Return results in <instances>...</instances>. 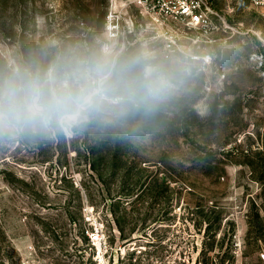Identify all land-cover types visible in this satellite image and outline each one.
I'll return each instance as SVG.
<instances>
[{
	"label": "rangeland",
	"instance_id": "1",
	"mask_svg": "<svg viewBox=\"0 0 264 264\" xmlns=\"http://www.w3.org/2000/svg\"><path fill=\"white\" fill-rule=\"evenodd\" d=\"M129 2L0 0V61L99 35L201 58L191 90L134 136L0 148V264H264V6L210 0L230 28L198 40Z\"/></svg>",
	"mask_w": 264,
	"mask_h": 264
},
{
	"label": "clouds",
	"instance_id": "2",
	"mask_svg": "<svg viewBox=\"0 0 264 264\" xmlns=\"http://www.w3.org/2000/svg\"><path fill=\"white\" fill-rule=\"evenodd\" d=\"M191 49L147 41L128 49L104 35L41 45L0 61V148H36L85 134L134 136L190 90Z\"/></svg>",
	"mask_w": 264,
	"mask_h": 264
},
{
	"label": "built area",
	"instance_id": "3",
	"mask_svg": "<svg viewBox=\"0 0 264 264\" xmlns=\"http://www.w3.org/2000/svg\"><path fill=\"white\" fill-rule=\"evenodd\" d=\"M130 4L153 15L160 24L171 25L182 32H197L199 39L221 29H229L226 20L215 10L210 0H129ZM256 7L264 6V0H252ZM175 43V41H172ZM104 238L98 230L90 239L97 243Z\"/></svg>",
	"mask_w": 264,
	"mask_h": 264
},
{
	"label": "trees",
	"instance_id": "4",
	"mask_svg": "<svg viewBox=\"0 0 264 264\" xmlns=\"http://www.w3.org/2000/svg\"><path fill=\"white\" fill-rule=\"evenodd\" d=\"M134 202H135V200L126 201V203H128V205H132V204H134ZM123 203L124 202H122V200H119L118 202H115L114 205L123 204ZM112 215L114 216V218L117 217L115 219H118V216H117V213L115 210L112 211ZM199 223H202V221ZM116 225H117V230L119 232V238L121 240H128L127 242H131L133 239H136L133 237L137 234V231H140V229H138L136 227H127L125 224H121L120 222L116 223ZM129 264H138V261L136 260L135 262H133V260L130 259ZM204 264H209V261L206 259L204 261ZM220 264H224V261L221 260Z\"/></svg>",
	"mask_w": 264,
	"mask_h": 264
},
{
	"label": "crops",
	"instance_id": "5",
	"mask_svg": "<svg viewBox=\"0 0 264 264\" xmlns=\"http://www.w3.org/2000/svg\"><path fill=\"white\" fill-rule=\"evenodd\" d=\"M263 73H264V64H263ZM263 76H264V74H263Z\"/></svg>",
	"mask_w": 264,
	"mask_h": 264
}]
</instances>
